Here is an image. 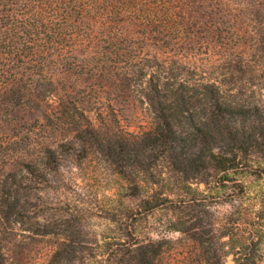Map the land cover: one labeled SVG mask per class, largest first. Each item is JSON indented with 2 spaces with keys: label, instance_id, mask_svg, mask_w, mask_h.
I'll return each mask as SVG.
<instances>
[{
  "label": "trees",
  "instance_id": "obj_1",
  "mask_svg": "<svg viewBox=\"0 0 264 264\" xmlns=\"http://www.w3.org/2000/svg\"><path fill=\"white\" fill-rule=\"evenodd\" d=\"M261 11L254 0H0V210L3 195L18 189L12 166L46 180L66 156L86 157L88 146L108 143L82 120L109 105L114 113L103 105L109 94L148 104L154 124L143 148L156 150L172 171L200 170L207 158L222 164L238 122L251 123L264 141V109L216 78H189L198 73L184 54L212 41L238 47L252 34L264 57ZM51 128L62 136L33 135ZM34 143L40 149L32 155ZM158 201L173 202L164 196L150 208ZM234 260L252 264L250 257Z\"/></svg>",
  "mask_w": 264,
  "mask_h": 264
},
{
  "label": "rangeland",
  "instance_id": "obj_2",
  "mask_svg": "<svg viewBox=\"0 0 264 264\" xmlns=\"http://www.w3.org/2000/svg\"><path fill=\"white\" fill-rule=\"evenodd\" d=\"M259 18L264 20L263 11ZM243 38L238 47L212 41L184 53L198 73L189 78H216L239 100L264 109V57L254 49L252 34ZM112 98L102 104H112L114 113L110 105L102 113L94 109L82 124L95 125L113 148L87 145L86 157L66 156L46 180L12 166L20 181L1 201L0 264H235L237 256L264 264L260 131L238 122L231 148L220 152L222 164L206 157L200 170L172 171L156 150L143 148L154 124L148 104ZM58 132L39 129L33 135L58 138ZM29 148L35 155L40 145ZM164 196L173 202L150 208ZM10 204L15 207L5 213Z\"/></svg>",
  "mask_w": 264,
  "mask_h": 264
}]
</instances>
